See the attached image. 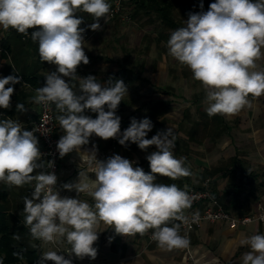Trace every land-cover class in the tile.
<instances>
[{
  "label": "clouds",
  "instance_id": "9594fccd",
  "mask_svg": "<svg viewBox=\"0 0 264 264\" xmlns=\"http://www.w3.org/2000/svg\"><path fill=\"white\" fill-rule=\"evenodd\" d=\"M78 10L93 17L88 27L96 31L101 28L100 18L107 23L110 4L107 0H0V26L30 35L38 42L41 61L57 66L45 76L44 86L36 89L35 102L54 103L62 113L57 117L65 133L57 142L61 158L78 151L93 134L104 140L119 137L122 146L131 142L143 151L155 146L146 157L151 171L145 173L133 166L134 161L114 154L97 161L93 184L79 181L63 185L69 191L91 195L97 209L94 212L87 202L61 197L54 190L58 179L54 172L32 175L34 169L43 167L37 163L41 157L38 140L32 131L22 130L21 123L9 119L0 121V181L17 187L35 181L31 198H24L25 226H30L34 239L46 243L66 238L70 252L81 260L97 256L93 244L98 240L100 221L123 236L144 235L155 229L152 239L161 248L187 247L189 240L179 234L180 225H167L171 220L184 219L183 210L191 207L192 199L176 184L155 182L157 175L172 180L190 175L183 158L173 155L176 135L169 127L146 138L154 127L147 117L139 121L132 118L121 134L116 110L127 93L124 82L116 80L113 84L110 79L102 86L95 76L76 75L81 63H89L83 47L86 29L80 27L83 18L75 16ZM185 23L171 33L168 53L201 82L209 117L238 114L251 107L250 94L256 98L264 95V71L255 70L264 48V0H215L209 10L189 13ZM29 29L36 30L30 34ZM62 77L77 81L83 94L77 95ZM18 83V76L0 78V108L11 107L13 85ZM16 108L26 111L22 103ZM85 110L98 113L97 118L84 115ZM48 166L52 167L51 162ZM241 243L250 247L242 256V264H264V235H253ZM45 261L72 264L56 251L42 253L40 264Z\"/></svg>",
  "mask_w": 264,
  "mask_h": 264
},
{
  "label": "crops",
  "instance_id": "0c3cea01",
  "mask_svg": "<svg viewBox=\"0 0 264 264\" xmlns=\"http://www.w3.org/2000/svg\"><path fill=\"white\" fill-rule=\"evenodd\" d=\"M107 2L110 4L111 0ZM214 2L215 0H202L201 9V0H123V11L130 17V23L116 19L106 24L100 18L101 28L96 31L88 27L94 22L93 17L78 10L75 16L83 18L80 27L86 29L83 33V47L89 63H81L76 75L95 76L102 86L110 79L113 84L116 80L124 82L127 93L116 110V115L121 118L120 126L128 128L132 118L139 121L147 117L154 125L146 137L148 139L158 131L169 127L173 129L176 135L173 155L177 159L183 158V166L190 171V175L176 180L157 175L156 183L176 184L186 191L191 187L201 188L204 180H211L214 197L234 216H246L258 213L264 203V95L256 98L250 94L248 100L251 107H244L238 114L209 117L206 112L208 106L199 107L195 103L200 97L206 96L201 82L193 78L186 65L169 55L167 48L171 33L186 26L189 13L207 11ZM34 30L36 29H29V33ZM7 48L13 51L14 64L19 71L20 68H28L32 72L39 65L38 42H33L30 35L20 34L12 28L4 30L0 26V49L3 51ZM261 51L256 71H264V48ZM5 65L6 62H2L0 57V78L4 77ZM45 66L42 69L39 67L44 83L47 73L54 72L52 64L46 62ZM161 76H164L163 92L158 94L160 100L152 102L151 90L161 80ZM62 78L71 83L70 86L77 95L83 94L79 91L77 81H72L70 77ZM35 96L36 92L26 85L14 89L11 107L0 108V121H18L22 130L29 131L38 120L39 106L35 102ZM172 97H180L176 100L183 105L171 106L168 99L172 100ZM20 103L24 104L26 111L17 110L16 105ZM105 111H108L106 105ZM196 114H200L199 119ZM60 115L62 113L57 109L56 136L59 138L65 134L57 119ZM84 115L95 119L98 113L85 110ZM174 115L181 116L177 125L170 120ZM155 150V146L143 151L131 142L122 146L119 143L112 145L106 140L89 139L87 144L81 145L78 151L73 150L61 161L57 191L61 197L87 202L96 212L91 195L87 192L78 194L75 189L69 191L63 187L66 183L83 181L91 185L95 182L97 164H84L83 159L94 151L105 154L106 160L118 154L134 161V167L139 166L145 173H150L146 157ZM215 151L220 155L214 154ZM190 162L194 163L196 172L194 168H189ZM37 163L43 164L40 161ZM36 170L44 172V168ZM241 180H244L242 186L245 188L239 191V197L233 201V188L240 186ZM0 182L1 189H4L9 198L19 194L31 198L30 184L17 187ZM16 202L20 203V200ZM187 212L199 214L203 212V208L198 206L184 209L183 215ZM176 222L179 220H171L167 226L171 227ZM96 230L98 240L93 247L97 250V256L94 260L109 258L113 261L125 260L126 264H242V256L250 251V247L241 241L253 235H264V225L258 222L237 230L229 229L226 223L204 224L201 229L194 230L189 235L179 230V234L189 240L188 246L168 250L158 246L157 241L150 242L151 233L155 229H149L144 235L123 236L100 221ZM58 240L64 243L63 249L70 252L71 245L66 238ZM84 259L91 260L89 257Z\"/></svg>",
  "mask_w": 264,
  "mask_h": 264
},
{
  "label": "built area",
  "instance_id": "2783aa9c",
  "mask_svg": "<svg viewBox=\"0 0 264 264\" xmlns=\"http://www.w3.org/2000/svg\"><path fill=\"white\" fill-rule=\"evenodd\" d=\"M123 0H111L110 11L108 13V20H114L115 18H121L122 22H129L130 17L123 13ZM54 66V71L57 70V66ZM39 114L38 120L35 122L29 131H32L34 136L38 140V148L41 153L40 162L44 164V172H54L57 176L56 189L59 184L60 166L61 161L66 159L70 153L64 157H60L57 150V142L60 139L56 136L57 122H56V106L54 103L47 105L38 103ZM127 129L120 126L121 134ZM89 139L92 140H104L93 134ZM118 138H109L106 141L112 145H116ZM106 155L98 151H94L83 159L84 164H97V161H105ZM51 162L52 167H49ZM206 185L198 190L191 187L186 189L189 197L192 199V205L190 208L201 206L203 212L196 214L193 212H187L183 215L184 219L179 220L180 229L185 235H189L194 230H199L204 224H218L226 223L231 230H237L240 227L247 226L249 224L258 222L264 225V203L260 211L254 215H246L236 217L227 210L224 209L222 204L213 196L212 185L209 181ZM211 185V187H209ZM151 241H153L151 237Z\"/></svg>",
  "mask_w": 264,
  "mask_h": 264
},
{
  "label": "trees",
  "instance_id": "16d2710c",
  "mask_svg": "<svg viewBox=\"0 0 264 264\" xmlns=\"http://www.w3.org/2000/svg\"><path fill=\"white\" fill-rule=\"evenodd\" d=\"M12 53L13 51L7 48L0 53V57L2 62H6L4 77L14 75L21 78V83L13 85L14 89H19L26 85L36 92L37 88L43 87L42 83L44 82H42L40 69L46 67V62L41 61L39 58V65L32 72H29L28 68H20L19 71L14 64ZM6 87L8 86L6 85ZM243 181L241 180L240 186H234L235 195L233 201L239 197V191L244 190L245 187H243L244 185L242 186ZM24 195L19 194L13 196V198H9V195L0 187V264H36L39 260V252L36 248L32 247V243L36 239L30 233V226H25L24 222L26 215L23 212L24 198L26 197ZM17 200H20V203L16 202ZM222 206L227 210L224 204ZM175 224H178V222Z\"/></svg>",
  "mask_w": 264,
  "mask_h": 264
},
{
  "label": "rangeland",
  "instance_id": "374dc122",
  "mask_svg": "<svg viewBox=\"0 0 264 264\" xmlns=\"http://www.w3.org/2000/svg\"><path fill=\"white\" fill-rule=\"evenodd\" d=\"M123 2V1H122ZM123 13H124V11H123ZM126 15V14H125ZM117 19H120V21L122 22V20H121V18H117ZM113 21V20H112ZM131 21V20H130ZM130 21L129 22H123V23H130ZM111 22V20H108V16H107V23H110ZM106 23V24H107ZM2 52V50L0 49V53ZM52 65H54V64H52ZM54 67L52 66V69H53ZM151 71H152V69H151ZM154 71V70H153ZM152 71V72H153ZM170 74V73H169ZM171 75V74H170ZM164 76H166V75H164ZM164 76H161V80L154 86V88H152V90H151V93H152V97H151V100H152V102H156V101H158V100H160V96L159 95H161L162 94V92H163V90H162V86H165L164 85V82H163V77ZM167 77V76H166ZM151 78L153 79V76H151ZM167 85V84H166ZM160 88V89H159ZM180 92V91H179ZM159 94V95H158ZM178 98H180V97H177V98H175V97H172V100H170V99H168L169 101H170V103H171V106H174V105H179V104H182L183 105V103L182 102H180V101H177L176 99H178ZM205 98H206V96L204 95L203 97H200L195 103H197V105L199 106V107H204V106H208V104H206V100H205ZM182 100V99H181ZM142 103V102H141ZM144 104V103H143ZM193 104H194V102H193ZM201 114V113H200ZM200 114H196V117L199 119L200 118ZM192 116V115H191ZM193 117V116H192ZM195 117V118H196ZM171 120V122H172V124H174V125H177L178 124V121H180L181 120V116L180 115H174V117L172 118V119H170ZM201 150H203V149H201ZM214 154H216V155H220V153L219 152H214ZM41 164V163H40ZM43 165V167H41L42 169L44 168V164H42ZM190 167H192V168H194V171L195 170H197L196 168H195V165H194V163L193 162H190L189 163V168ZM196 172V171H195ZM39 172L36 170V169H34V172H33V174L32 175H36V174H38ZM199 173V172H198ZM200 174H198V176H199ZM207 181H209L210 183H211V180H204V182L202 183V187L203 186H205L206 184V182ZM2 182H0V184H1ZM211 185H212V183H211ZM211 185L209 186V187H211ZM34 186H35V181H33L32 183H30V188H31V190H32V192L34 191ZM195 189H199V188H195ZM213 191V190H212ZM179 223V222H178ZM152 235H153V232L151 233V237H152ZM150 240V242L151 243H153L155 240H153V241H151V238L149 239ZM32 247H34V248H36L37 249V251L39 252V260L37 261V263L36 264H40V260H41V257H42V253H44V252H48V251H56L57 252V254L58 255H62V256H64V258L65 259H71L72 260V264H126V261L124 260V261H113V260H109V258H101V259H98V260H93V259H91V260H89V259H79V258H77L76 256H75V254L74 253H71V252H68V251H66V250H64L63 249V247H64V243L63 242H60L59 240H58V238H57V240H56V242L55 243H46V242H44V241H42V240H38V239H36V241L35 242H33L32 243ZM44 264H54V262L53 261H45L44 262Z\"/></svg>",
  "mask_w": 264,
  "mask_h": 264
}]
</instances>
